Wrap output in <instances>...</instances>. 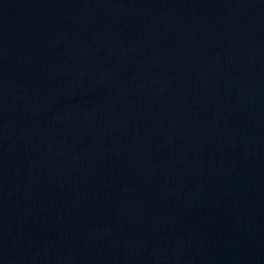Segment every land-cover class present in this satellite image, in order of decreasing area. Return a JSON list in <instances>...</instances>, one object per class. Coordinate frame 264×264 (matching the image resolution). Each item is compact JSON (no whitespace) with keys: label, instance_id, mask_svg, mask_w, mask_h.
<instances>
[{"label":"water","instance_id":"95a60500","mask_svg":"<svg viewBox=\"0 0 264 264\" xmlns=\"http://www.w3.org/2000/svg\"><path fill=\"white\" fill-rule=\"evenodd\" d=\"M0 264H264V0H0Z\"/></svg>","mask_w":264,"mask_h":264}]
</instances>
